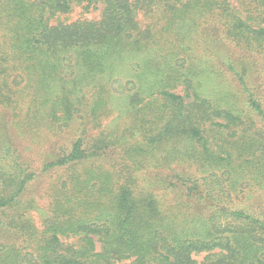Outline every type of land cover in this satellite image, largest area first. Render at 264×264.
Masks as SVG:
<instances>
[{"label":"rangeland","instance_id":"rangeland-1","mask_svg":"<svg viewBox=\"0 0 264 264\" xmlns=\"http://www.w3.org/2000/svg\"><path fill=\"white\" fill-rule=\"evenodd\" d=\"M232 1L234 6L239 5ZM156 3L154 9L145 7L139 14L141 25L149 28L152 36L141 51L116 48L115 53L93 48L105 64L103 72L90 74L81 64V51L77 49L54 56L39 52L34 63H24L30 72L25 68L18 71L25 77L17 88L20 105L33 104L38 112L32 116L31 127L20 126L15 144L35 179L19 201L0 212V264H21L20 259L36 251L37 239L54 219L58 204L79 201L81 207L86 208V204L97 215L110 209L109 201L125 186L140 197L153 194L163 207L165 224L174 228L178 237L226 240L232 246L240 241L244 247L255 246L264 256V233L233 214L244 212L264 221V41L244 50L237 41L215 31L219 24L202 8L168 24L171 15H163L166 5ZM102 15V4L88 6L84 1H74L70 12L48 14L46 20L53 26L70 25L100 21ZM9 31L8 25L0 24V41ZM1 55H5L4 50ZM8 55L12 71L21 60L13 48ZM3 64L5 60L0 62ZM187 82L191 97L195 94L242 120L238 126L206 134L213 144L212 155L226 160H206L199 145L187 140L150 144L140 130L137 120L149 114L142 113L140 105L134 106L132 98L141 94L145 103L149 102L146 91L158 84L160 90L186 95ZM174 83L176 88L172 89ZM250 95L260 105L262 115L253 108ZM62 98L69 100L74 111L68 126L54 123L48 113L51 102ZM96 107L98 114L93 116ZM2 121L1 115V135L5 134ZM86 121H90L95 139L106 148L105 155L84 164L45 169L52 156L70 153ZM206 127L209 129V125ZM225 151L227 154H223ZM3 170L2 162L0 173ZM176 176L186 181L190 177L197 185L189 190V181L184 188ZM167 178H174L180 188L160 184ZM73 185L80 186L76 195L70 192ZM85 185L88 192L83 191ZM203 213H212L214 224H206ZM63 240L65 244L78 242ZM205 257L201 254L195 258L202 262ZM239 262L240 258L236 264Z\"/></svg>","mask_w":264,"mask_h":264},{"label":"trees","instance_id":"trees-1","mask_svg":"<svg viewBox=\"0 0 264 264\" xmlns=\"http://www.w3.org/2000/svg\"><path fill=\"white\" fill-rule=\"evenodd\" d=\"M74 1H84L88 6L102 4L101 20L54 26L48 23V14L70 12ZM234 1L239 3V7L234 6L232 0H0V24L10 28L9 34H3L0 41V55L2 50L5 52L0 58V62L5 60V64L0 65V106L3 107L0 116L5 133L0 134V163L5 165V170L0 173V212L19 201L35 179V174L25 166L15 144V135L22 129L20 126L31 127L32 116L38 112L33 104L22 107L17 97L19 81H25L24 75L18 71L25 68L30 72L24 63H34L39 52L47 51L54 56L60 51L77 49L81 51V64L90 74L103 72L105 64L93 48L101 47L115 53L116 48L141 51L152 36L151 30L141 25L139 14L145 7L158 4L156 2L166 5L163 6L166 8L163 15H171L168 24L175 23L183 15L194 13L191 10L202 8L214 16L219 24L214 27L215 31L237 41L244 50L249 51L255 43L264 41V0ZM12 48L21 63L10 71L11 55L8 53ZM242 64L243 67L247 66V63ZM240 80L248 87L242 76ZM175 82L179 81L175 79ZM176 83L170 87L176 88ZM187 85L189 89H185L186 95L160 90V84L151 85L146 91L151 98L147 103L141 94L135 95L133 105H140V111L149 114L137 120L141 122L140 130L147 135L146 141L150 144L174 139L187 140L199 145L206 160H226L222 156L212 155L213 144L206 134L238 126L242 120L229 110L213 107L195 94L191 97L190 83L187 82ZM71 96L74 97L73 91ZM190 97L191 102H187ZM250 101L262 115V109L252 95ZM68 103L67 98L51 102L48 113L54 123L69 125L68 120L73 117L74 111ZM98 110L96 107L92 115L96 116ZM9 114L11 119L8 118ZM208 125L209 129L206 127ZM134 128L138 130L136 122ZM105 149L101 141L95 139L90 121H86L82 135L70 153L52 156L45 169L84 164L104 156ZM179 177L175 179L182 181L184 188L189 181V190L197 185L190 177L187 178L189 181ZM173 179H161L159 183L178 190L180 185L176 186ZM79 190V185H73L70 192L76 195ZM83 191L88 192L89 187L85 185ZM189 195L194 197L193 194ZM109 202L110 209L105 208L97 215L86 204V208L81 207L79 201L68 205L58 204L54 219L37 239L36 251L20 259L21 264H236L238 258V264H264V256L255 246L244 247L240 241H237V246H232L226 240L178 237L175 229L165 224L163 207L153 194L140 197L130 186H125ZM233 214L250 221L258 232L264 233V221L244 212L235 211ZM202 216L206 224H214L212 213H203ZM65 238L78 242L65 244ZM201 254H206V257L199 262L195 257Z\"/></svg>","mask_w":264,"mask_h":264}]
</instances>
